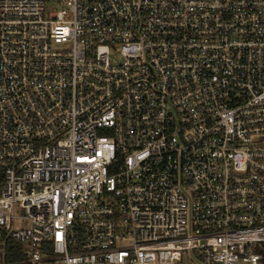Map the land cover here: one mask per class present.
Listing matches in <instances>:
<instances>
[{
	"label": "built area",
	"instance_id": "obj_1",
	"mask_svg": "<svg viewBox=\"0 0 264 264\" xmlns=\"http://www.w3.org/2000/svg\"><path fill=\"white\" fill-rule=\"evenodd\" d=\"M0 264H264V0H0Z\"/></svg>",
	"mask_w": 264,
	"mask_h": 264
},
{
	"label": "rangeland",
	"instance_id": "obj_2",
	"mask_svg": "<svg viewBox=\"0 0 264 264\" xmlns=\"http://www.w3.org/2000/svg\"><path fill=\"white\" fill-rule=\"evenodd\" d=\"M60 8V6H57L56 4H52V3H48L47 5V11H54V10H58Z\"/></svg>",
	"mask_w": 264,
	"mask_h": 264
}]
</instances>
